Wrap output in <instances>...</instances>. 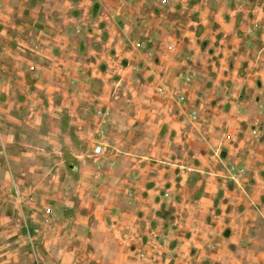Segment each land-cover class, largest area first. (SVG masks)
<instances>
[{"label":"rangeland","instance_id":"374dc122","mask_svg":"<svg viewBox=\"0 0 264 264\" xmlns=\"http://www.w3.org/2000/svg\"><path fill=\"white\" fill-rule=\"evenodd\" d=\"M3 231L264 264V0H0Z\"/></svg>","mask_w":264,"mask_h":264},{"label":"crops","instance_id":"0c3cea01","mask_svg":"<svg viewBox=\"0 0 264 264\" xmlns=\"http://www.w3.org/2000/svg\"><path fill=\"white\" fill-rule=\"evenodd\" d=\"M50 74H53V72H50ZM15 234L18 235L16 231L0 232V240L6 241L3 243V246L0 247V264H82V260L76 257L90 255L91 250L85 247H67L66 235L61 237L63 240L62 247L59 245L58 240L57 247L39 246L43 245L41 239V244L35 243L36 246L33 249H27L25 239L17 241L15 246L12 245L10 242L11 237ZM38 236V234L34 235V240L36 242L39 241ZM49 244L52 243H46L47 246H49ZM262 251L264 252V249Z\"/></svg>","mask_w":264,"mask_h":264},{"label":"built area","instance_id":"2783aa9c","mask_svg":"<svg viewBox=\"0 0 264 264\" xmlns=\"http://www.w3.org/2000/svg\"><path fill=\"white\" fill-rule=\"evenodd\" d=\"M212 1H220V0H212ZM170 49H172V46L170 47ZM100 153V149H96V151H95V155H98Z\"/></svg>","mask_w":264,"mask_h":264}]
</instances>
